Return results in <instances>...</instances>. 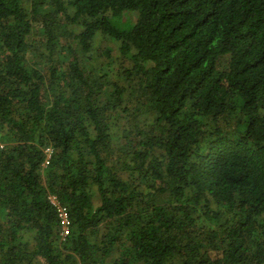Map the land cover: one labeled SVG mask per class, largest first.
I'll use <instances>...</instances> for the list:
<instances>
[{
  "label": "trees",
  "instance_id": "trees-1",
  "mask_svg": "<svg viewBox=\"0 0 264 264\" xmlns=\"http://www.w3.org/2000/svg\"><path fill=\"white\" fill-rule=\"evenodd\" d=\"M0 141V264H264V0H0Z\"/></svg>",
  "mask_w": 264,
  "mask_h": 264
},
{
  "label": "built area",
  "instance_id": "built-area-1",
  "mask_svg": "<svg viewBox=\"0 0 264 264\" xmlns=\"http://www.w3.org/2000/svg\"><path fill=\"white\" fill-rule=\"evenodd\" d=\"M3 147H4V145L0 141V150L3 149ZM51 153H52V151L49 148H46L44 150L45 160L43 162V167H48L49 166ZM49 202H50V204L53 207H55L58 219L60 221V225H61L60 237H61L62 240H66L68 235H69V227H70V220H69V217H68L67 210H66V208L64 206H62L60 204V202L58 201L57 197H55V196H50L49 197Z\"/></svg>",
  "mask_w": 264,
  "mask_h": 264
},
{
  "label": "rangeland",
  "instance_id": "rangeland-1",
  "mask_svg": "<svg viewBox=\"0 0 264 264\" xmlns=\"http://www.w3.org/2000/svg\"><path fill=\"white\" fill-rule=\"evenodd\" d=\"M136 14L135 13H124L118 18L110 17L111 23L118 27V28H126L130 27L133 21L135 20Z\"/></svg>",
  "mask_w": 264,
  "mask_h": 264
},
{
  "label": "clouds",
  "instance_id": "clouds-1",
  "mask_svg": "<svg viewBox=\"0 0 264 264\" xmlns=\"http://www.w3.org/2000/svg\"><path fill=\"white\" fill-rule=\"evenodd\" d=\"M47 148H48V147H47ZM45 149H46V148H45ZM45 149H44V150H45ZM49 149H50V148H49ZM44 150H43V153H44ZM51 151H52V150H51ZM44 155H45V154H44Z\"/></svg>",
  "mask_w": 264,
  "mask_h": 264
}]
</instances>
